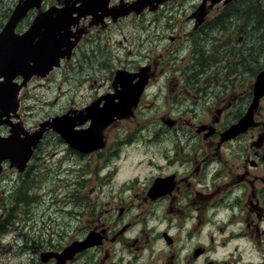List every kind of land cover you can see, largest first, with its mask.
Segmentation results:
<instances>
[{
	"label": "flooded vegetation",
	"instance_id": "1",
	"mask_svg": "<svg viewBox=\"0 0 264 264\" xmlns=\"http://www.w3.org/2000/svg\"><path fill=\"white\" fill-rule=\"evenodd\" d=\"M120 1L112 0L111 4L113 6ZM237 1L240 0H231L228 3L225 0L220 4L216 3L217 12L209 21L208 27H205L204 25L210 19V13L206 8L210 9L216 4L212 5L207 2L202 6L204 4L202 0L195 13L197 23L195 30H199L197 33L184 31L183 28L179 30L167 28L142 38L136 44V51L130 52L134 54L131 64L117 66V69L127 71L123 75L131 78L130 85L127 87L125 84V87L134 86L135 90L127 91L118 86L113 91L106 92L107 94H123L125 92L138 94L137 103L128 110L124 109V111L118 112V117L113 118L107 125L96 127V134L100 137L96 149L84 151L69 144L66 145L71 156L77 155L72 148L77 149L83 156L98 153L108 141L102 133L104 126L107 128L117 127L113 131L112 142L113 145H118L120 141H123L120 140L123 132V129L120 128L122 122L129 121L134 116V110L138 109L141 114L140 99L142 96L144 98L145 94H202L208 99V102H212L213 109L209 110L210 116L208 115L206 121H196L190 125V128L186 126V121H181L179 128L184 142L179 147L178 139H175L168 148V153L164 155L168 161L165 168L171 170L155 175L148 187L144 188L139 205L143 203L154 205V208L142 213L146 216V222L133 223L128 220L120 225L118 231L115 232L116 235L111 236L110 230L105 227L107 225L100 217L95 221L86 220L85 225L87 226H85L84 233L70 235L69 226L71 225L69 222L63 225L66 229L65 232H62V227L59 228L60 222L54 220L53 216L48 215L46 219L44 217L41 220L37 219L33 207L36 200L30 194L37 191L42 183L47 187H51L53 184L46 177L42 182L37 164L40 144L46 140L47 135L54 133L53 130H48L37 145L32 158L24 167L25 170L17 173L7 161L4 162V170L0 174V255L10 256L11 253L7 252V247L13 249L14 246H17L20 253L24 252L25 254V264H61L60 257L66 248L76 241L85 240L93 232L96 233L99 241L91 247L77 252L63 263L71 264L84 261L85 264H93L86 258L76 260L91 250L97 251L107 240L115 241L118 236L126 234L130 229L136 231L135 243L140 240L147 243L151 236L155 240H164L170 247L174 244L171 228L161 230L158 227L165 222L164 213L167 204L170 203V200L174 202L180 196L182 200H185L186 207L193 208L195 214L199 211L198 205H202L204 211L205 209L207 211L199 222L195 221L192 225L194 216L190 217V221H187L191 223L190 237L195 236L196 243L203 242L205 244L208 242L210 244L213 242L215 244L208 251L214 252V256L208 254L203 245L197 246L194 250L192 247L185 251L187 246L182 244L180 247L183 252H188L190 256L193 250L195 260L201 259L202 264H264V95L259 98L257 106H252L255 98V83L264 67L256 68L258 70L254 72L253 56L249 51V48L254 47V44L250 42L249 32L243 31L242 25L247 24L248 21L236 12L235 3ZM167 3H172V0ZM167 3L164 2L158 7V9L162 8L160 12L165 13L163 7ZM135 14L131 13V16ZM88 18L91 20V16ZM82 23L83 21L80 22V25ZM116 25L117 21L108 17L103 25L97 26L94 30L91 29L87 34H80L72 51L71 64L78 60L79 63L82 60H87L88 47L89 51L94 47L96 51L101 52L99 40L102 33L105 32V29L115 30ZM81 27L86 28L87 26L81 25ZM237 29L239 44L235 45L232 38ZM212 30L223 31L227 34L230 42L225 49L220 50V47L227 44V40L216 34L211 35ZM166 43L168 45L164 47ZM98 71L100 75H98ZM115 71L113 65L105 68L102 65L92 66L91 70L86 73L85 81H87L86 79L92 81L90 87H94L96 84L101 87L103 81H110L112 90L114 84L121 85V81H116ZM142 71H145L148 77L146 85L140 90L138 82ZM24 90L25 88H22L19 98ZM174 109L176 107H173L171 111ZM247 113L252 115L250 125L246 130L231 134L229 137V129L237 125ZM90 120L88 119L76 129L90 127L92 124ZM138 121L136 119L137 124ZM164 122L169 127L179 125L177 120L172 118H169L168 121L164 119ZM149 125L146 127L139 124V128L147 135L150 133ZM152 136L150 134V137ZM60 140L62 141V139ZM149 141H153V139L149 138ZM123 146L126 147V151L135 153L140 152L141 148H145L141 141L123 143ZM144 152L145 155L152 154L151 150ZM156 153L157 158L162 160L161 152L157 151ZM32 161L35 164H32ZM155 161L148 160L145 161V164L151 168ZM81 168L78 170V168L70 166V169L67 170L68 174H73L76 171L75 175H81L75 181L74 194H69V202L72 201L74 205L79 199V192L82 194L83 191H86H82L84 188L82 184L86 180L83 173L86 171ZM92 168L97 173L94 178L103 176V171L99 170L97 166ZM117 169L118 166L115 169L111 168L110 172L117 171ZM16 173L15 180L17 182V178H20L21 185L18 189L19 193L15 197L16 203H12L11 182ZM60 174L61 172H58V175ZM138 175L132 174L126 176V179L133 180L138 178ZM158 180L165 181V185L158 192H151L152 185ZM68 182L69 179L67 184ZM124 185L129 187L127 182L121 184V186ZM85 196L87 197L88 194ZM136 198H139V194H136ZM10 202L11 204H9ZM207 203L208 205L205 207ZM133 205V202H124V205L119 208V216H123ZM103 207L100 205L98 210ZM67 213L68 216H71L70 211ZM73 213L75 216V209H73ZM74 220H78V216ZM39 221L40 229L38 228ZM198 226H200V230L194 231ZM30 229L33 231L32 234L28 232ZM4 242L8 244H4ZM155 244L160 243L151 241V244L144 247L153 256L158 253ZM128 246H131L130 243ZM183 252H179L181 260L185 256ZM13 257L20 258L21 261L24 260V257L17 254ZM143 258L142 254L134 255L133 252L126 250L124 253L113 252L111 257L106 255L100 264H145ZM1 261L0 258V263Z\"/></svg>",
	"mask_w": 264,
	"mask_h": 264
},
{
	"label": "rangeland",
	"instance_id": "2",
	"mask_svg": "<svg viewBox=\"0 0 264 264\" xmlns=\"http://www.w3.org/2000/svg\"><path fill=\"white\" fill-rule=\"evenodd\" d=\"M19 1L20 0H0V18L3 16V13L11 7L9 12L10 16ZM135 1L139 2V0H132L127 3H133ZM167 1L170 0H163L160 3L155 2L153 5L154 8L151 11H148L147 6H145L134 16H131V14L128 16H118L115 19L117 21L116 29L112 31L105 29V32L101 35V39L99 40L102 48L101 52L96 51L94 47L89 51L88 47L86 51L88 54L87 60H82L80 63L78 60L71 64V61L67 59V61L62 63L60 68L46 77L34 76L29 84H26L27 87L26 85L23 87L25 90L20 97L21 101L19 97V100L17 99V111L12 113L10 117L11 123L19 127L20 136L24 138L26 134L32 133L38 128L40 123L50 120L55 116L86 110L87 107L100 99L103 100L98 106L96 105L95 108L98 107L104 110L105 108H103V106L107 104V100L112 99L114 103L117 104V110L114 107H106L112 110L113 113L110 114L107 111L108 109H105L104 113H100L95 119L96 127L98 125H107L113 118L118 117V112H122L123 106L131 108L134 104L130 102L132 98H128L130 95L129 93L107 94L106 92L113 91L118 86L127 91L135 90L134 86L130 88L125 87L126 79L121 77V74L127 71L117 69V66L131 64L134 54L130 52L136 51V44L149 34L159 30H166L167 28H173L174 30L183 28L184 31H190V33H197L199 31L195 30L197 24L195 21V13L202 0H172V3H167ZM230 1L231 0L227 1V3ZM59 2L64 5L66 0H47L41 5L40 9H33L29 15L19 23L15 32L23 33L26 31L32 24L36 15L45 11L52 5H58ZM164 2L167 4L163 7L165 13H162L160 12L162 8L158 9V7ZM203 2L204 4L207 2H209V4L212 3L211 0H203ZM216 3L220 4L221 1ZM216 3H212V5ZM141 4L145 5L147 3L145 0H142ZM215 6H217V4L210 9L209 7L206 8L210 13V19L207 24L204 25L205 27H208L209 21L217 12L218 8ZM235 10L238 15L241 14L242 17L248 21L247 24L242 25V28L243 31L249 32L250 42L254 44V47L249 48V51L253 56L255 72L259 68L264 67V0L237 1L235 3ZM82 21L83 23L81 25L87 26L86 28L81 27L80 22L72 28V38L75 41H78L80 34H87L91 29L94 30L97 26L103 25L101 23L94 24L89 18H84L81 22ZM3 26L0 29H2ZM213 34L227 40V44L220 47V50L225 49L230 42L227 34L223 31L212 30L211 35ZM238 37L239 31L237 29L236 34L232 38L235 45L239 44ZM167 45L168 43H166L164 47ZM100 65H102L103 68L113 65L116 70L114 73L116 81H121V85L114 84L111 90L110 81H103L101 87L99 84L90 87L92 81L89 79L85 81L86 73L91 70L92 66ZM98 75H100L99 71ZM147 77L145 71H142V73L140 72V81L138 82L140 90L146 85ZM221 95L223 97V94ZM140 102L141 114L138 109L136 111L134 110V116L131 117L129 121L124 120L122 122L120 128L123 129V132L120 140L123 141H120L118 145H113L112 142L114 138L113 131H115L117 127L107 128L104 126L102 133L107 137L108 141L105 147L98 153L83 156L80 155L77 149L72 148L77 155L71 156L66 149L67 142L60 133L54 131V133L47 135L46 140L40 144L37 164L39 165L38 170L42 182H44L43 178L46 177L49 179L50 183L53 182V184L51 187H47L42 183L37 191L31 192L30 194L36 200L33 207L37 219L41 220L42 217L46 219L48 215L53 216L54 220L56 219V221L60 222L59 228L62 227V232H65L66 229L63 225L69 222L71 225L69 226L70 235H80L84 233L85 226H87L85 225L86 220L91 219L95 221L100 217H102V220L107 225L105 227L110 230L111 236L113 234L116 235L117 233L115 232L118 231L120 225L128 220L133 223L146 222V216L142 213L154 208V205L151 206L149 203L139 205L141 202L140 197L144 188L148 187L155 175L162 171V173H166V171L171 170L165 168V166L168 165V161L164 155L168 153V148L175 139H178L177 144L179 147L182 142H184V137L181 135L179 128L181 121H186V126L189 128L191 127L190 125L196 123V121H206L209 110L213 109V105L212 102H208V99L202 94H145L144 98L142 96L140 99ZM173 107H176V109L171 111ZM169 118L176 119L179 125L169 127L164 122V119L168 121ZM136 119L139 120L138 124ZM151 122L152 124H150ZM139 124L145 125L146 127L150 124V133L147 135L143 133L139 128ZM76 127H78V125ZM11 128V125H2L0 133L2 135H8ZM95 129L93 133L96 135ZM150 134L153 136L150 137ZM149 138L153 139V141H149ZM60 139H62V141ZM131 141H141L145 148H141L140 152L136 153L134 151L128 152L126 151V147L123 146V143L127 144ZM150 150L152 154L145 155L146 153L144 151L147 152ZM157 151L161 152V156L163 155L162 160L157 158ZM87 153L89 154V152ZM148 160H156L153 162L151 168L145 164V161ZM32 164H35V162L32 161ZM70 166L76 167L78 170L82 167L81 169L86 171L83 173L85 174L84 177H86V180L82 184V187H84L82 191H86H83L82 194L79 192L80 196L76 201V205H74L72 201L69 202V194H74V187L76 186L75 181L77 177L81 175H75L76 171L73 174H68L67 170L70 169ZM95 166L103 171L102 177L97 176L94 178L97 173L92 167ZM116 166H118L117 171L110 172V169H115ZM15 171H17V173L21 172L20 169L16 168ZM58 172H61V174L58 175ZM17 173L13 175L11 182L13 192L12 203H16L15 197L19 193L18 189L21 185L20 178H17V182L15 180ZM132 174H139V177L133 180H127L126 176ZM68 179L69 182L67 184ZM125 182L128 183V188L126 187L127 185L121 186V184ZM51 192H53V194H51ZM85 194H88V196L86 197ZM136 194H139V198H136ZM175 196L177 195L175 194ZM124 202H133L134 205L129 208L123 216H119V208L124 205ZM9 204H11V202ZM100 205L104 207L98 210ZM207 205L208 203L205 207H207ZM198 206L199 211L195 214L193 208L186 207L185 200H182L180 196L177 197L174 202L170 200V203L167 204V209L164 213L165 222L158 228L161 230H167L169 227L171 228L174 244L170 247L164 240H155L151 236L147 243L143 240L135 243L134 235L136 231L135 229H130L126 234L118 236L115 241L107 240L97 251L91 250L83 256H79L76 261L86 258L91 260L93 264H100L106 255H110L111 257L113 252L120 251L124 253L128 250L133 252L134 255H144L143 259H145V264H202L201 259L195 260L193 250L197 246L203 245L207 249L206 252H208L215 244L213 242H210V244H208V242H205V244L203 242L196 243V237L194 236L191 238L189 235L191 232V223L187 221H190V217L194 216L192 219L193 225L195 221L199 222L200 219H203L207 212L206 209L204 211L202 205ZM7 207L9 206L7 205ZM73 209L76 210L75 216ZM68 211L71 212V216H68ZM77 216L78 220L75 221L74 218ZM156 224L158 225V222H156ZM38 228L40 229V221L38 222ZM199 230L200 226L194 231ZM28 232L31 234L33 233L31 229ZM157 236H159L158 233ZM151 241L160 243L155 244L158 253L154 256L152 253H148L146 248H144L151 244ZM128 243H130L131 246H128ZM4 244L8 243L4 242ZM182 244L187 246L185 251L193 247L190 256L188 252H183L180 247ZM7 250L11 255H0L2 259L0 264H25V254L24 252L20 253L17 246H14L13 249L7 247ZM179 252L185 254L182 260L179 259ZM16 254L20 257H24V260L21 261L20 258L13 257ZM208 254L214 256V252H208ZM71 264H85V262H73Z\"/></svg>",
	"mask_w": 264,
	"mask_h": 264
},
{
	"label": "water",
	"instance_id": "3",
	"mask_svg": "<svg viewBox=\"0 0 264 264\" xmlns=\"http://www.w3.org/2000/svg\"><path fill=\"white\" fill-rule=\"evenodd\" d=\"M110 1L66 0L62 6L52 5L36 15L30 27L23 33L15 32L20 21L32 9H40L44 0H20L14 7L0 31V127L1 125H11L12 127L8 135L4 136L0 133V173L5 160H9L12 167L18 166L23 169L32 158L35 148L45 132L50 129L60 133L69 145L77 149L91 151L98 147L100 137L93 133L96 128L95 119L100 113H104L105 109H108L110 114L113 112L106 107L117 108V104L112 99L107 100V104L103 106L104 110L95 108L103 100L100 99L96 102L97 104H92L86 110L55 116L40 123L37 130L26 134L24 138L19 134V127L11 123L10 117L17 111V97L22 87L33 76L46 77L56 67L61 66L62 59L71 57L76 44L72 40V26L78 23L81 17L91 15L94 23H99L109 16L116 19L118 16H125L132 11L138 13L143 7H154L155 2L160 3L163 0H145L147 3L145 5L141 4L142 0L133 3L121 1L114 7L109 6ZM211 1L216 3L221 0ZM74 13L77 15L75 16ZM18 77L23 78L21 83L16 81ZM121 77L126 79L125 83L128 87L131 78L123 74ZM254 90L253 107L257 106L259 98L264 95V70L259 73ZM134 95L130 94L128 97L132 98L130 101L132 104H136L137 100ZM134 99L135 102H133ZM125 107L123 106V109ZM128 109L130 108L127 107L126 110ZM88 119H91L90 127L76 129L77 125H82ZM251 119V113L244 115L237 125L229 129V137L231 134L246 130ZM164 182L163 180L154 182L151 192H158L165 185ZM98 241L96 233L91 232L85 240L74 242L61 254V264L72 258L78 251L94 245Z\"/></svg>",
	"mask_w": 264,
	"mask_h": 264
},
{
	"label": "trees",
	"instance_id": "4",
	"mask_svg": "<svg viewBox=\"0 0 264 264\" xmlns=\"http://www.w3.org/2000/svg\"><path fill=\"white\" fill-rule=\"evenodd\" d=\"M10 10H11V7L7 11H5L3 13V16L0 18V28L3 26L4 22L8 18Z\"/></svg>",
	"mask_w": 264,
	"mask_h": 264
},
{
	"label": "bare ground",
	"instance_id": "5",
	"mask_svg": "<svg viewBox=\"0 0 264 264\" xmlns=\"http://www.w3.org/2000/svg\"><path fill=\"white\" fill-rule=\"evenodd\" d=\"M38 9V8H37Z\"/></svg>",
	"mask_w": 264,
	"mask_h": 264
}]
</instances>
